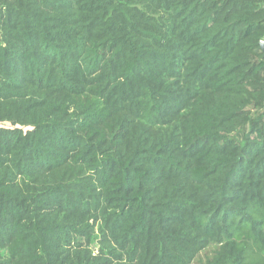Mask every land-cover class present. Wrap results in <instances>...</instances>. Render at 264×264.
<instances>
[{
	"label": "trees",
	"instance_id": "1",
	"mask_svg": "<svg viewBox=\"0 0 264 264\" xmlns=\"http://www.w3.org/2000/svg\"><path fill=\"white\" fill-rule=\"evenodd\" d=\"M264 0H0V264H264Z\"/></svg>",
	"mask_w": 264,
	"mask_h": 264
},
{
	"label": "water",
	"instance_id": "2",
	"mask_svg": "<svg viewBox=\"0 0 264 264\" xmlns=\"http://www.w3.org/2000/svg\"><path fill=\"white\" fill-rule=\"evenodd\" d=\"M260 47H261V50L263 52V57H264V42L263 41H260Z\"/></svg>",
	"mask_w": 264,
	"mask_h": 264
},
{
	"label": "built area",
	"instance_id": "3",
	"mask_svg": "<svg viewBox=\"0 0 264 264\" xmlns=\"http://www.w3.org/2000/svg\"><path fill=\"white\" fill-rule=\"evenodd\" d=\"M264 42V41H263Z\"/></svg>",
	"mask_w": 264,
	"mask_h": 264
}]
</instances>
